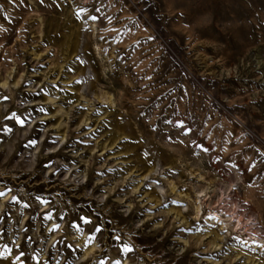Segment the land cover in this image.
Here are the masks:
<instances>
[{
  "label": "rangeland",
  "instance_id": "1",
  "mask_svg": "<svg viewBox=\"0 0 264 264\" xmlns=\"http://www.w3.org/2000/svg\"><path fill=\"white\" fill-rule=\"evenodd\" d=\"M0 264H264V0H0Z\"/></svg>",
  "mask_w": 264,
  "mask_h": 264
},
{
  "label": "bare ground",
  "instance_id": "2",
  "mask_svg": "<svg viewBox=\"0 0 264 264\" xmlns=\"http://www.w3.org/2000/svg\"><path fill=\"white\" fill-rule=\"evenodd\" d=\"M241 219V218H240ZM239 222H241L240 220H239ZM243 222V221H242Z\"/></svg>",
  "mask_w": 264,
  "mask_h": 264
}]
</instances>
